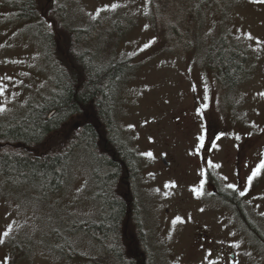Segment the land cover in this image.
I'll return each mask as SVG.
<instances>
[{
	"label": "rangeland",
	"instance_id": "obj_1",
	"mask_svg": "<svg viewBox=\"0 0 264 264\" xmlns=\"http://www.w3.org/2000/svg\"><path fill=\"white\" fill-rule=\"evenodd\" d=\"M37 1L45 17L28 22L15 18L21 0H0V125L56 92L48 35L87 34L85 54L95 66L130 64L111 115L133 161L137 215L128 229L149 264H264V139L243 173L246 183L256 172L249 191L235 202L221 196L232 184L231 131L241 138L233 125L250 118L258 131L264 116V0ZM213 41L236 48L250 68L228 87L206 64ZM79 145L56 192L0 177V264H118L86 231L100 221L103 203L95 162Z\"/></svg>",
	"mask_w": 264,
	"mask_h": 264
},
{
	"label": "trees",
	"instance_id": "obj_2",
	"mask_svg": "<svg viewBox=\"0 0 264 264\" xmlns=\"http://www.w3.org/2000/svg\"><path fill=\"white\" fill-rule=\"evenodd\" d=\"M17 3L19 16L27 21L38 18L39 22L45 17L44 5L40 13L35 11L40 8L37 0ZM189 31L191 37L193 27ZM56 34L53 40L55 35H48L50 46L55 44L56 92L40 106L30 108L18 122L0 125V177L36 183L44 194L56 192L65 181L68 153L81 144L95 162L103 203L100 221L86 231L98 244L108 247L118 264H149L141 242L128 229L135 227L137 215L133 161L111 115L115 86L130 64L105 62L95 66L85 54L87 34L77 30ZM207 58V67L216 71L222 88L234 83L243 62L236 48L213 41Z\"/></svg>",
	"mask_w": 264,
	"mask_h": 264
},
{
	"label": "flooded vegetation",
	"instance_id": "obj_3",
	"mask_svg": "<svg viewBox=\"0 0 264 264\" xmlns=\"http://www.w3.org/2000/svg\"><path fill=\"white\" fill-rule=\"evenodd\" d=\"M242 56V55H241ZM242 64L245 63L244 57L242 56ZM243 69L242 73L243 75L246 73H249V69L247 67H242ZM216 72V71H215ZM240 72L238 73V75ZM235 116V115H234ZM236 117V116H235ZM247 118V117H246ZM247 120V121H246ZM237 119V124L233 126H240L241 130V138H237L234 134L235 131L231 128V141L230 145H232V152L231 157L229 158V166L231 171V185L225 186L227 189V193L229 196H225L221 192V196H224L226 199L232 200L233 202L239 201V196L243 195L245 196V192L249 191V189L252 186L253 180H255V175L248 174L246 177L247 182L245 183V179L243 178L244 170L247 166L248 156L249 153L254 149V147L261 143V139H264V116L262 118V123L259 126L260 128L258 131L253 130L251 126H253L254 123L253 119L247 118V119ZM232 126V127H233ZM214 144V140H213ZM206 148V147H205ZM207 150L204 149L202 152L198 154L197 160H200V165L202 166V171L205 174L207 171V167H203V165L206 164V161L208 160V156L210 153H206ZM244 182V186H243ZM217 180H210V185H213V191H216V188L218 191L220 190L219 184H216ZM220 199V198H218ZM235 199V200H234ZM224 200V199H223ZM245 201V200H244ZM238 204V203H236Z\"/></svg>",
	"mask_w": 264,
	"mask_h": 264
},
{
	"label": "snow or ice",
	"instance_id": "obj_4",
	"mask_svg": "<svg viewBox=\"0 0 264 264\" xmlns=\"http://www.w3.org/2000/svg\"><path fill=\"white\" fill-rule=\"evenodd\" d=\"M253 175H255V173H253Z\"/></svg>",
	"mask_w": 264,
	"mask_h": 264
}]
</instances>
